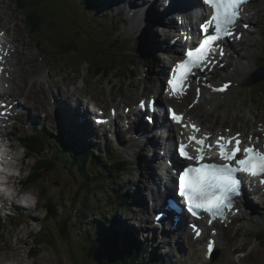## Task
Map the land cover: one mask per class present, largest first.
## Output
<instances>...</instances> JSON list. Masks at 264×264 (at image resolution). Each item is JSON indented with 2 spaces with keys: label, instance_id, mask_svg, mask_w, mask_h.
Returning <instances> with one entry per match:
<instances>
[{
  "label": "rangeland",
  "instance_id": "1",
  "mask_svg": "<svg viewBox=\"0 0 264 264\" xmlns=\"http://www.w3.org/2000/svg\"><path fill=\"white\" fill-rule=\"evenodd\" d=\"M9 1L10 0H0V11H1V6H2V8L5 5L10 6V8L5 9L6 12L4 14V17H7L9 20H15V17L12 15V9H15L16 12L19 13V19H20L19 23L21 26L20 28H22L21 20L23 19L22 16L25 17V13L22 10L18 9V6H20V3H17L16 0H12L10 3H9ZM258 1H260V0H257V2ZM28 2L30 3L31 1H28ZM76 2H77V0H41V2H40L41 8H43V11L46 15H44L42 17V20L39 23V25H41V27H44L43 29H45L49 23L48 21H50L51 24L53 25V27H55L53 29V33H54L55 37H61V36L65 35V32L63 34H61L59 32V29L63 28V26H67V32H68V28L71 26V22H72L74 17L75 18L79 17L81 22L82 23L84 22L85 17L83 16L82 13H85L86 10H85V8L80 9V7L74 6V4H76ZM255 3L256 2H254L253 5ZM259 5L261 6V3ZM108 8H109V14L110 15L106 12H103V14H102L103 18H104L103 21H105L104 24H105L106 30L104 29L103 31H101L100 36L98 38L100 41H98V43L100 44L101 47H107L108 48L107 53L112 57V56H115L118 54V49H117L118 45L116 46L115 44H111L114 37L109 32L110 26H111L109 22L111 20V17L114 19H117V20L119 19V17H118V15H113L115 5L112 7V3H109ZM262 8H263V6H262ZM51 14H53V15H51ZM94 14L95 13L92 11L91 15L93 16L92 17L93 19H95ZM98 14L101 15L100 13H98ZM261 14H264V9H262ZM102 15H101V17H102ZM253 23H256V22H253ZM20 28L16 29V31L18 32L20 30ZM263 28H264V19L262 22H259V25L256 26V28H254V26L251 27V29L253 31H254V29H257L258 36L264 42V35H263V33H261V30H263ZM26 29H29V26H26ZM78 30H79V34H80L81 28L79 27ZM12 32H13V30H12ZM22 32L24 33L25 40H26L25 41L26 45H23L22 47H24L26 49V51L29 53L30 58H32L34 56L36 57L35 60L33 61V66L30 69V73H28L24 76L26 78V81H25V83H23L24 84L23 88H25L27 91L31 89V86L33 83V81H32V83L29 85V80L31 77H34L35 79L40 80L41 84H43V85H45L47 82L50 83L54 80L55 81H57L58 79L62 80L63 75L60 73L57 76V78L50 79L49 77H44V73L47 70H42V68L40 66V63H41L40 60H43L42 59L43 54L42 53L39 54L40 51L37 50L38 45L34 41L30 42L31 46H28V43H29L28 41L30 40V37L27 34L25 28L22 29ZM136 33H138V31ZM137 35H134V33L131 34L132 37L137 36ZM40 36L45 42H49L48 39L44 35L40 34ZM80 39H81V41H83V40L85 41L84 43H82L80 45V47L82 49H86L88 47L87 42L92 44L91 41L84 35ZM61 41H65V40L62 39ZM243 42H244V44L246 42H247V44H250L249 41H246V38ZM71 43L72 42H67V46L70 47ZM92 45L94 46V48L97 52L103 51V50H99L94 44H92ZM109 45L110 46H116V47L111 48V47H109ZM161 46H164V42H161ZM118 47L122 49V52H121V55L119 57H115V59H117L118 63L128 71V73H129L128 77L132 80L129 83V86L133 87L135 85V80H133L131 78V73H133V72L130 73V71L128 70V68L125 64V59H126L127 53H129L130 51H129V49L124 48L123 46H118ZM45 48L48 51L47 52L48 62L51 63L52 65H54L55 67L57 64V66L59 68H62V72H66V74L64 76L66 78L68 77V79L65 81L66 78H64V83L60 82L61 84H63L65 86V89L66 88L77 89L79 91L78 95L84 100H89L90 106H92V107H94L96 105V103H99V99L101 101H104L105 103H111L112 94L115 95L117 89L114 88L111 93L109 92V87L112 86V84H110V83L108 84V79L103 80L100 84V82L98 80V79H100V76L96 77V76L92 75V72H95L96 70H90L93 68V66H91L89 63H86V62L83 63V67L81 68V70H82L81 73L86 74L83 71V69L90 73V75H88V76H83L80 72H78V70L75 66L74 67H68L67 65H65L64 67L67 68V69H65L62 66V65H64V62H62L63 59H61L62 57L56 61V59L58 57L57 51L54 52V50L50 46H47V45L45 46ZM245 48H246V46H244V49ZM261 49H262V47L260 45H257V47H253L250 50V54L253 58V62H256V65L260 64V63L264 64V55H262ZM59 50H61V47ZM69 54L71 56V59L79 57L78 55H76L73 52H71ZM244 54H245L244 52L233 53V51H232V54L228 57L229 61L231 62L230 64L232 66L229 67V69H222L221 73L225 76V73H228L229 70L233 71L234 66L238 63L240 64V65L238 64V66H240L241 68H245L244 61L247 62V59L242 58ZM167 55L170 56L171 53L169 52V54H167ZM38 56L40 58H38ZM149 57L151 58L152 56H149ZM160 59H161V61H160ZM26 62H27L26 58H24V57L19 58V63L24 64ZM152 62H153L152 63L153 66H154L155 65V57H154V61H152ZM161 62H164V60H163V58L160 57L159 60L157 59V63L160 65V68L158 69V71H160L162 69V63ZM142 66H143V70H144V64H142ZM48 67H49V65L47 67H45V69ZM59 68H57V69H59ZM57 69H55V70H57ZM40 71H42V74L39 73ZM51 71H54V70H51ZM37 72H38V74L36 75ZM117 72H122L121 67H119L117 69ZM114 73H115V71L113 72V76H114ZM225 77H227V76H225ZM136 78H139V77H136ZM254 78H255V75L252 77V80H254ZM209 79L214 84H217V82L219 81L218 76H212V77L209 76ZM249 79H250V73L246 76V82L244 84L242 82L240 85H236V84L233 85L227 94H225V92H222V93H224V96H223L224 98L223 97L219 98L220 100H222V102L217 107L211 106L210 104L207 103L206 100L209 99V96H210L209 95V96L204 97L202 99L201 103L195 104V107H192V106L188 107V103H185L182 105L181 108L183 110H186L188 115H191L193 118L195 117L194 119H196L197 121H198V119H203V121L205 120V122L203 123V127H206V126L211 127V129L213 131H217V132H219V131L223 132L224 131L225 132V131L231 129L232 132L241 131V132L246 133L247 136H251L253 138L258 136L260 139L262 138L264 140V121H263L264 120V81L258 83L255 87H252L247 82V80H249ZM227 80H228V77L225 79V83ZM109 81H111V80H109ZM57 82H59V81H57ZM74 82H76V83H74ZM234 82H236V80ZM115 83H116V86L119 85L118 80H115ZM47 84H46V86H47ZM99 84H100V86L98 89L97 86ZM77 85H80V86L76 87ZM81 86H83V87L89 86L91 88H94V93H91L87 89V87L85 89L80 88ZM140 86H141L140 89L135 88L133 91L132 90L127 91L123 88L122 90H123L124 96L120 97V98L124 99V98L128 97L129 95L132 96V95H136V94L142 92L144 86H146V85L141 84ZM98 94H100L99 99L97 97ZM252 95H254L255 100H258V97L260 98L261 105L259 108L255 104H248V106L245 105L244 102L247 100V97L252 96ZM19 101L22 102V101H25V99L20 98ZM66 104L68 106L70 104V102L69 103L67 102ZM78 105H79V107L85 108L84 106H80V104H78ZM43 106H46V103H44ZM205 110H207L206 115L203 114ZM250 110H251V112H250ZM91 112H89V113H91ZM218 116H221L222 121L216 120ZM52 123L53 122L49 121L50 125H52ZM159 125L161 126L162 124H159ZM94 134H96V133H94ZM157 134H159V133H157ZM52 135L53 134L49 135V139H48L49 144H50V140H53ZM50 137H52V138H50ZM131 137H133V136H131ZM259 143H262V141H260ZM123 145H121V146L118 145V146L112 147L110 149L111 153L117 154V151H121V148ZM50 146L51 145H48V147H50ZM152 149H154V145H152V144H147V145H145V148L144 147L142 148V152L140 155V162H139V171H140L139 174L140 175H138L136 173V176H135L136 179L134 178L131 180V182L133 183L131 185V187L135 188V185H136V189H137L136 190V199L139 201V204H140V205L135 204L134 210L136 209V210L140 211L141 208H143L145 210V208L147 207L146 206L147 204H145L143 202V200L141 199V195H142L141 193L142 192L139 190L140 187L143 188V181H144L143 176H147V173H148V178H150V173H154V174L159 175V171L157 172V170L154 171V170L150 169L151 166H152V168L157 167L156 164L158 162L157 160H149L150 158H152L153 155L151 157H149L148 151L150 150V152H152L151 151ZM159 149L160 148H158L157 151H155V150H153V151L157 156L160 157L161 160H163V158L159 154ZM36 163H37L36 158H34V164H35L34 168L37 165ZM29 170H30V168L27 169L26 173H28ZM141 175H143V176H141ZM48 177L53 178L52 180H53L54 185H60V187L65 190L66 195L69 193V190L66 189V187L64 185L58 183L60 180L58 178V176H53L50 174L48 176L45 175V178L42 179L41 183L49 182L50 180H47ZM37 187L39 189L37 196H32V197H30V199H35L36 203L33 206H37L39 204L40 200L42 199L43 195H44V201H43L44 202V209L36 211L35 215H30V209L29 208L22 211L23 213L29 214V217L33 218V219H31V221L34 222V226L33 227L31 226L32 227L31 232L29 231L27 226L24 227V229H22L21 235L25 236V237L27 236L26 234H31L35 231V224L45 222L46 217L41 216L39 212H45V210L47 209V207L50 204H52V206L55 207V204L57 202L60 203V209L62 208V200L60 199V197L58 195L60 189L53 186L52 182H51V189L53 190V192H56V194H54L53 197H50L49 190L43 184H41V185L39 184V186H37ZM45 192L48 195H46ZM96 195L100 196L101 193L96 192ZM259 199L260 198H258L257 200H259ZM262 200H264V199L262 198ZM68 202L69 201H67L66 204H68ZM255 205L259 207L258 213H259V210L264 211V203L260 202L259 204L257 203ZM86 209L90 213L93 212V209L91 207L86 206ZM94 210L99 211V207L95 206ZM134 210L129 211L128 216H129L130 220L126 217L128 219V220H126V223H128V224L133 223V222L137 223V221H138L137 218L139 217V214L135 213ZM57 213H58V211H57V209H55V211L53 213H51V216H49V218L56 216ZM83 216L84 215L82 214L81 211L77 214V217L80 219H82L81 217H83ZM259 216H260V220L262 221V223H259L257 225H254V227H251L249 225L251 222L249 221L247 223V228H245V235H246V233H251V232H254L255 230L264 231V212L260 213ZM83 221H85V228L93 235L92 237H90V239L91 240L95 239V241H96L97 222L94 220V217L84 216ZM241 222H243V220L236 223L232 227H229V228L225 227V233H226V229L227 230L237 229L238 231H240V229H238V227H239ZM7 225H9V224H7ZM59 226H60V228L65 227V225L62 222H61V224H59ZM21 227H23V226H21ZM139 229H141V228H139ZM66 231H67V228L63 232V235L65 236L64 239L60 238V237H58V238L54 237L52 239L54 242H56V244H58V247H56V251H54V250L50 251V253L48 254V257L53 258L54 260L57 261V263H59V261H60L62 264H96L95 261L91 257L89 259H87V256L84 254V252L81 251L82 246L77 245L76 250H72V249L68 248V244L65 241L67 238L66 237ZM141 232L144 233L145 236H148V234L145 232V229H141ZM6 233H7V231H6ZM179 233H176V234L172 235L171 237H169L168 240L166 241V243H161V241H159L163 245L165 252L166 253L169 252L173 256V258H175V256H177V254H179V250L177 248L179 245L175 244V240L178 241ZM75 235H76L75 230L73 229L70 232V238L72 236H75ZM13 236L14 235H12L8 241V233H7V235L4 238V241L3 242L0 241V243H2L3 245H7L8 252L12 253L10 255L8 253L6 254L4 252H2V253L0 252V261H4L7 257L13 256V258L17 257V259H20V260H22V259L27 260L28 259L30 264H45V262H47V264H49V262L47 261L48 259L43 256L44 253L37 252V254H35L36 251L34 250V248L31 251V256H28L29 250H27L26 248L27 247L32 248L34 245V241L30 240V238H29V241L27 243V240L24 238L23 244L21 243L19 245L14 246L17 239L15 241H13L12 240ZM16 236H18V234H16ZM105 236L106 235L103 236V239L105 238ZM149 236H152V234L150 233ZM172 237H177V239L171 240ZM111 238L116 239V237L113 235H111ZM225 241L228 244H230V246H231L230 249L229 250L222 249L221 258L215 262H210L209 264H237V263H239V264H264V240L259 241L258 239H255L251 236H243V244H241V250L239 252H237V250L240 249V247L236 246V244L233 243L231 239H229L227 237V239ZM75 242H78V241L75 239ZM240 242H241V235L238 237V244ZM79 243L86 244L85 238L81 237V241ZM24 244H28V246H24V248H23L21 245H24ZM71 244H73V243H71ZM13 246H14V248H13ZM183 247H184V245H183ZM131 248H133V247H131ZM191 253H193V251L190 252L189 254H191ZM233 253H235V254H233ZM34 255H35V257H33ZM244 255H246V257H243ZM197 256H192L189 261L180 262V264H200L198 259H197L200 256L199 253H197ZM142 257L143 256H141L139 254L136 255V258L140 261H142ZM72 262H74V263H72ZM176 262L178 263V261H176ZM52 264H54V263H52ZM202 264H207V263L202 262Z\"/></svg>",
  "mask_w": 264,
  "mask_h": 264
},
{
  "label": "bare ground",
  "instance_id": "2",
  "mask_svg": "<svg viewBox=\"0 0 264 264\" xmlns=\"http://www.w3.org/2000/svg\"><path fill=\"white\" fill-rule=\"evenodd\" d=\"M30 1L31 2L27 3L26 7L21 4L22 7L18 6V9L22 10L23 12H25L27 10H32V11L37 13L36 16L38 17L39 13L41 12L40 2H39V0H30ZM34 2H37L38 6H35L36 4ZM144 2H145V0H114V1H110L109 3H112V7L115 5L113 15H118V17H119L118 20H122L126 25V27H125V31L127 32L126 38H129L130 40H135L136 46L141 47L144 50V52L148 53L149 55H151V56L156 55V62H157V59L159 60V55H161L160 51H162V50L165 51L166 54H169V52L171 53V55L168 56V58L173 57V54L178 51V48H179L178 45L179 44L172 46L171 42H169L168 44H166V43L170 40V37L174 33L178 32V29H179L178 22H177L178 14H176V13L173 14L172 12L167 11L165 8H163V6H164L163 0H155L151 5V11H152V13L159 15L162 19H165L166 23L155 22L152 18L148 19V16H146V18H142L141 21L139 22V20H138L139 8L142 6V4ZM260 3H261V6L259 5ZM86 4L89 5L88 3H86ZM123 5H125L126 7L125 8L121 7ZM33 6H35V7H33ZM93 6L95 7L97 12H100L99 6L95 5V3L93 4ZM117 6L119 7L118 9H116ZM262 6H263V8H262ZM127 7H130L131 10L134 11L133 15H131L130 11L129 12L126 11ZM6 8L7 9L10 8V6L5 5V6H3V8L1 6L0 24H3L5 26L3 29L9 33L11 31L12 27H14V29H18V26H20V23H19L20 19H19V13H17L15 9H12V15L15 17V20H9L7 17H4V14L6 12L5 11ZM262 9H264V0H260V1L256 2L255 5L251 7L250 14H249V17L247 20V23H249V22L251 23L250 26H254V28H256V26L259 25V22L263 21L264 14H261ZM85 10H87V8H85ZM194 10H195V8H194ZM34 12L32 15H34ZM102 14H103V12H102ZM28 15L31 16V14H28ZM51 15H53V14H51ZM33 17H35V16H33ZM29 18H31V17H29ZM94 18L97 19L98 16L96 14H94ZM185 18H186V20H188L190 22V26H192L193 37L197 38V36H198L197 29L195 28L194 22L192 19L193 18V12L191 10L187 11L185 13ZM142 21H145V26L140 30V25H141ZM253 22H256L257 24L253 23ZM159 25H164V26H159ZM138 30H140V34L132 37L131 34L132 33L135 34ZM166 32H170V33L167 34ZM9 37H10L9 43L13 44L11 49H13L15 47L16 50L14 51V57L12 59L13 78H7L5 80L4 84H6L8 82L12 83V85L17 84V80H19L21 83H18L16 85V89L10 88V89L6 90V93L9 94V96L14 95L15 96L14 100L15 99L17 100L20 98L25 99V101H22V102L19 101L18 107H20L21 105L23 107V113H22L23 122L32 123L30 128L33 130V134H34L33 139L41 141V137H48L49 136L48 131L54 130L52 128L54 126L50 125L49 121L54 123L62 115L69 117L73 121L76 131H78V130L86 131L84 140H85L87 145L90 146L92 144V142H93L92 137H93V135H95L94 133L97 134L96 140L100 139V135L97 132H95L94 129L92 128V122L89 118V115H90L89 112L96 111L97 110L96 107H97L98 103H96V105L94 107L90 106V101L82 99L78 95L79 91L77 89H73V90L70 88L65 89V86L63 84L55 81L54 85L56 86L57 90H56V92H53L51 85L47 89L43 84H41L40 80H38V79L33 80V83H32L30 90L27 91L25 88H23L24 87L23 83H25V81H26V78L24 76L26 74L30 73V69L33 66V61L35 60L36 57L34 56V57L30 58L29 53L26 51V49L24 47H22L23 45H26V42H25V40H23V38H17L16 35H13V36L10 35ZM243 41H244V39H241L239 42V50L244 51L246 53V55H249V60L245 65L246 68H241L240 66L237 65L238 67L236 68V72L229 70L228 73H225V76L231 78L234 81L236 80V82L227 81V82H230V88L226 90L227 91L226 93H228L230 91V89L232 88L233 85H235V84L240 85L242 82L244 84L246 82V76L250 73V71L252 73V71L254 70V73H256L257 70L259 69V67H256L257 66L256 62H253V58L250 54V50L253 47H257V45H260L262 47V49H261L262 55H264V42L258 36L257 29H254V31H252V29H250L248 31V35H246V41H249L250 44H247V42L244 44ZM161 42H164V46H161ZM28 46H31L30 42L28 43ZM244 46H246L245 49H244ZM237 47H238V43L236 42V40H233L232 41V49L236 51ZM67 48H69V47L64 46V44L62 43L61 50H66ZM125 48H128L127 44L125 45ZM39 51H40L39 54L42 53L43 58H44L43 61L40 63V66H41L42 70H45V67H47L49 65L48 59H47V52L48 51L45 48V46H41ZM236 53H238V51H236ZM157 55H158V57H157ZM20 57L26 58L27 62L24 64L19 63ZM243 57H245V54L243 55ZM160 61H161V59H160ZM161 63H162V69L159 72L161 74H163V73H165V71L167 69V63H165V61L161 62ZM230 63H229V67H231ZM205 71H208V70L205 69ZM61 72H62V68H59L57 70L54 69V71L45 72L44 77H49L50 79L57 78V76L59 75L58 73H61ZM39 73L42 74V71H40ZM116 73H117V70L115 71L114 76ZM37 74H38V72L36 73V75ZM135 74H136V71H133V73H131L132 79H133ZM222 75H223L222 73H219V75H218L219 78H221ZM204 76H206V75H204ZM204 76H203L202 69H199L197 72V77H200L202 80H204L201 84L210 85L207 83L210 80L205 79ZM64 78H66V77L63 76V79ZM223 84H220V85H223ZM135 87H136V84L132 88H135ZM80 88L85 89L86 86H84V87L81 86ZM212 89H214V88L210 89L212 96H211L210 100L208 101V103H210L211 106H218L222 102V100H220L219 98L223 97L224 93L213 91ZM51 94L53 95V97L55 99L54 102L50 101L49 96ZM161 96H163V95L161 94ZM4 100H6V99H4ZM71 101H73L74 103L77 102L78 104H80V106H84L86 109L83 107H79V106L78 107L73 106V104H71ZM67 102L68 103L70 102V104L68 106L66 104ZM44 103H46V106H43ZM181 106H182V104H181ZM34 111H37L39 113L44 112L45 116L41 117L40 115H35ZM182 112L186 113L187 111L183 110ZM206 112H207V110H205L203 114L206 115L207 114ZM165 114H166V112H165ZM165 114H163V115H165ZM134 115H136V111H134ZM220 118L221 117L218 116V120H220ZM139 119H140V122L143 126V129H144L143 136L149 134L148 142L143 144V147L145 148V145L152 144V145H154V149H152V150L157 151L158 148H161L163 146V143H165V138H164V140H161V136L158 137L159 134H157L154 130H152L151 127H149V125L145 122V120H144L145 117L143 114L139 115ZM198 121L201 124H203V122H205V120L203 121V119H198ZM41 122H44L43 126H41L39 124ZM46 123H48V126L46 125ZM158 124H162L159 127V129L162 127L166 128V127H169L172 125V121L170 119H168L167 117L163 116L162 121H159ZM183 124L187 125V127L182 128L181 133H180L182 136H186L187 134L192 133V134H195L198 138H203V139L215 138L214 136L208 137L207 135H202L200 133V130L196 131L193 128V125H195L197 128H198V125L196 123H190L186 114L184 115ZM21 127H22V124H21ZM180 128H181V126H180ZM211 130H212L211 127H206V129L204 131L210 132ZM222 135L224 136V133H222ZM12 141H13V145H17L18 137H14L12 139ZM120 141L123 142L122 139ZM167 141H172V138L169 137L166 140V142ZM136 142H137V140H135V138H134V140L131 143L124 144L122 146L121 150L128 151V154L131 156L135 155L134 148H135ZM64 146H65V148H67V145H64ZM2 151H3V149L0 147V154L2 153ZM42 154H44V153L42 152ZM109 154L112 157H115L117 155V154H112L111 151L109 152ZM174 154H175V152H174ZM8 155L14 157L17 155V153L12 152ZM17 156H19V154ZM157 159H160V157L154 153L152 158H150L149 160H157ZM176 160L181 162L178 155H176ZM184 163H189V162H184ZM19 164H20L21 169H24V168L27 169V168L31 167V165H32L30 161H20ZM156 168H159V167H155V168H152V166L150 167V169L154 170V171L157 170ZM141 176H143V175H141ZM143 177H144L143 188L140 187L139 190L142 192L141 193L142 194L141 199L143 200V202L145 204H148V203H150V200L148 198V194L152 191V188H153L152 183L154 182V183L158 184V182L160 181V177L158 174H154V173H150V178H148V175L143 176ZM20 179H22V177H18L16 175L12 176L11 183L16 188V190H19ZM41 184H43L49 190L50 197H53V195L56 194V192H53V190L51 189V181H49L47 183H40V185ZM32 190L37 194L39 189L34 188ZM45 194L48 195L46 192H45ZM168 195H170V194L168 193ZM254 195H256V193H254ZM262 195H264V194H262ZM257 196L259 198V194H257L256 197ZM15 197L16 196L13 193L12 197L5 196V199H4L5 204L8 207H10L11 204H14L17 211L21 215V218L15 221L14 226H10V225L5 226V229L8 233V241L12 235L18 234L16 243L14 244V246L19 245L21 243L23 244L24 238L27 240V243L29 241V236H28L29 234H26L27 235L26 237L22 236L21 235L22 229H20L19 226H23V227L27 226L30 232L32 231V227L34 226V222L31 221V219H33V218L29 217V214L23 213L22 211L29 208L30 209V215H35L36 211L44 209V202H43L44 201V195H43L42 199L40 200V202L37 206H33L31 204H29V205L17 204L16 205L13 202ZM153 199H154V197H153ZM251 199H252L251 197H249V199L248 198L240 199L239 202H243V206L246 208L247 214L250 216L251 223L252 224H258L261 222V220L256 221V217H259V213H258L259 207L251 204V202H250ZM260 202H261V200H260ZM258 203H259V200H258ZM49 207L51 209H54L52 204H50L47 208L49 209ZM218 228H219L218 248L221 249V245H220L221 241H223V240L225 241L227 239V236L225 233V224L224 225L219 224ZM141 229H145V232L148 234V236H146V237L153 238L155 241L158 239L159 241H161V243H166V241L168 240L169 237L180 232L179 236H178V241L175 240V244L179 245L177 248H179L181 250L182 256H184L185 253L189 254L190 252L195 251V250L191 251L190 248L186 249V247H185L184 240L186 237H183V234L187 233L188 237L190 238L191 247L195 243L200 244V247L197 249V253H199V255H200L199 259L204 263H208V261H209L205 257V255H206L205 239H199V240L191 239L192 235L189 231L190 229H189L186 222L184 224V227H180L178 229L171 228V230L169 232H167L165 235L159 234V232H157L154 229H148V228H141ZM140 230L138 229L137 233H141ZM150 233L152 234V236H149ZM104 234H108V233L105 232ZM203 235H208V233H204ZM183 238H184V240H183ZM182 244L184 245V247ZM14 246H13V248H14ZM21 246L24 248V246H28V244H24ZM7 248H8L7 245H3L2 243H0V252L1 253L4 252L6 254L8 253L11 255L12 253L8 252ZM132 250H134V252H136L135 249L132 248ZM133 255H134V253H133ZM136 255L137 254L134 255V258L136 257ZM178 255L179 254H177V256ZM28 256H31V253H28ZM243 257H246V255H244ZM91 258H93V257H91ZM95 263H96V261H95ZM0 264H30V263H29L28 259L27 260H25V259L20 260V259H17V257L13 258V256H9L4 261H0ZM237 264H239V263H237Z\"/></svg>",
  "mask_w": 264,
  "mask_h": 264
},
{
  "label": "snow or ice",
  "instance_id": "3",
  "mask_svg": "<svg viewBox=\"0 0 264 264\" xmlns=\"http://www.w3.org/2000/svg\"><path fill=\"white\" fill-rule=\"evenodd\" d=\"M249 0H202L205 9L210 8L211 14H205V18L199 25L203 33L198 46L188 48L186 58L175 63L171 69V77L166 83L172 89L171 95L185 92V86H190L189 78L194 77L195 69L211 67L213 50L216 49L219 55H224L219 42L225 38H242L237 25L241 22L244 7ZM242 27L247 29L249 23L243 22ZM215 63H219L215 61ZM3 71V69H0ZM209 87H211L209 85ZM230 88V82L224 83L221 87L212 89L217 92H224ZM199 94L200 90L197 89ZM150 102H140V108L145 109ZM171 120L182 124L183 114L177 113L174 109H168ZM115 115V110H113ZM151 121V116L147 117ZM99 123L106 124L108 121L100 120ZM187 127V125H184ZM193 128L199 131L195 125ZM189 141L201 147L195 149L197 155L189 151L190 144L183 141H176L174 151L177 153L181 166L177 177V191L183 202L186 212L197 218L208 214L207 224H213L219 219H227V210L235 207V201L242 194V175L252 178H259L264 184V150L254 145L244 146L240 133L233 137L220 136L216 140L219 147V156L222 162H205L204 147L206 139L190 136ZM191 162V163H184ZM25 199H30L26 197ZM164 213L157 214L155 220L159 223ZM195 234H202L199 223L190 225ZM216 242L210 239L207 242V254L211 256Z\"/></svg>",
  "mask_w": 264,
  "mask_h": 264
},
{
  "label": "trees",
  "instance_id": "4",
  "mask_svg": "<svg viewBox=\"0 0 264 264\" xmlns=\"http://www.w3.org/2000/svg\"><path fill=\"white\" fill-rule=\"evenodd\" d=\"M27 3H29L28 0H21V4L23 6L26 7ZM34 3L36 4L35 6H38L37 2H34ZM87 3L89 5L94 4L92 0H88ZM87 10L91 11V8H87ZM29 14H31V16L28 15L31 18H29L28 16L27 18H29V21H31L32 24H34L35 26L39 25V23L42 20V17L44 16V13L42 10L40 14L38 15V17L36 16L37 13L35 12H34V15H32L33 12ZM64 40L65 41H62L60 45H62L63 43L64 46H67V42H71L69 41L68 35L64 38ZM78 45L79 43H76V42L72 43V45L69 48L61 52V55L66 56L69 52H75L76 47ZM61 141H62L61 149H64L65 153L62 152L61 153L62 155L59 154L60 156L55 160H53L52 158H47L45 156L43 149H41L39 146H36L35 148L32 149V153L37 158L36 159L37 165L35 166V168L33 167V170L30 172L31 177L34 176L33 179L43 176L45 171L54 170L56 168L54 164L57 163L62 158L64 159L63 160L64 167L68 169L71 173H74L81 183H83L89 177L91 173L90 171L91 167L96 169L97 175H95V178L97 179H102L104 177L112 176L118 170H120L121 166H117L116 168L109 166L104 160L105 155L101 153L100 150L96 149V147L83 150L79 147L69 145L64 140L63 135L61 136ZM64 145H67V148H65ZM42 152L44 154H42ZM49 210L52 213L55 211V209H51L50 207H49ZM105 232L106 231L103 230L100 226H97L96 241L92 243V246H91V253L93 256L92 259L96 261V264H136L138 263V262H135L138 259L136 257L134 258V255L131 249H123L121 241L111 238V235L104 234ZM104 235L106 236L103 239ZM81 237H85V234L83 231L81 232ZM41 244L42 243L39 242V245ZM35 254H37V252H35ZM33 257H35V255ZM45 258L48 259L47 261L49 262V264H52V263L62 264L60 261L59 263H57V261L51 257L47 256ZM138 261L140 262V264H143L142 261L140 260ZM45 264H47V262H45Z\"/></svg>",
  "mask_w": 264,
  "mask_h": 264
},
{
  "label": "water",
  "instance_id": "5",
  "mask_svg": "<svg viewBox=\"0 0 264 264\" xmlns=\"http://www.w3.org/2000/svg\"><path fill=\"white\" fill-rule=\"evenodd\" d=\"M88 56H90V55H88ZM86 63H88V62H86ZM91 66H93V68L92 69H90V70H96L97 68H98V66H99V63H89ZM102 68L104 69V70H108V69H110V68H108V66H102ZM255 75V78H254V80L251 82V84H253V85H255V84H258L259 82H261L262 80H264V67H262V68H259L258 70H257V72L254 74ZM102 79L103 80H106L107 78L105 77V76H102ZM109 84V83H108ZM113 91V89H112V86H110L109 87V92L111 93ZM186 101V100H185ZM192 105V104H191ZM174 179V178H173Z\"/></svg>",
  "mask_w": 264,
  "mask_h": 264
},
{
  "label": "clouds",
  "instance_id": "6",
  "mask_svg": "<svg viewBox=\"0 0 264 264\" xmlns=\"http://www.w3.org/2000/svg\"><path fill=\"white\" fill-rule=\"evenodd\" d=\"M264 81V80H262ZM260 104L256 105V106H260ZM0 193H3L4 195L8 196V197H12L13 193L3 184H0ZM23 204L25 205H35L36 200L35 199H24L23 201H21Z\"/></svg>",
  "mask_w": 264,
  "mask_h": 264
}]
</instances>
